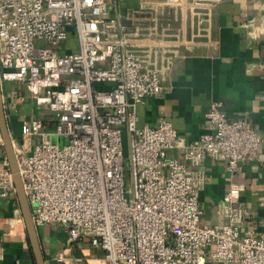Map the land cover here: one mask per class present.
<instances>
[{"label": "built area", "instance_id": "obj_1", "mask_svg": "<svg viewBox=\"0 0 264 264\" xmlns=\"http://www.w3.org/2000/svg\"><path fill=\"white\" fill-rule=\"evenodd\" d=\"M123 2L0 0V81L21 84L49 115L21 124L22 137L38 140L31 153L16 154L34 226L62 227L68 250L86 241L103 252V264H264V232H241L244 219L234 202L242 187L231 184L217 204L227 224L202 226L203 175L187 174L166 156L179 146L176 129L165 117L138 126L137 108L161 95L162 78L131 37L130 17L119 12ZM159 2L142 0L139 10ZM206 117L212 131L186 148L185 160L196 167L207 156L224 158L235 177L262 140L247 119L230 120L218 103ZM10 190L5 162L0 196Z\"/></svg>", "mask_w": 264, "mask_h": 264}, {"label": "crops", "instance_id": "obj_2", "mask_svg": "<svg viewBox=\"0 0 264 264\" xmlns=\"http://www.w3.org/2000/svg\"><path fill=\"white\" fill-rule=\"evenodd\" d=\"M141 1L124 0L119 12L130 17L131 37H136L139 51L150 54L161 73L163 90L138 106V126L153 127L165 117L176 129L179 146L166 156L181 163L187 174L203 175L198 192L202 226L228 223L217 212V204L231 184H238L242 190L234 205L241 207V232L253 227L259 236L264 232V0H158L156 8L146 11L139 10ZM153 28L155 36L150 34ZM2 94L14 151L31 153L38 138L21 140V124L48 117L40 116V108L21 84H3ZM212 103H218L230 120L247 119L262 140L255 158L244 160L232 178L224 158L207 156L196 167L185 160L186 148L199 145L201 137L212 131L206 117ZM5 162L0 135V167ZM37 232L46 264H103V252L86 241L68 250V234L62 227L46 225ZM62 252L66 257L59 262ZM0 264H35L15 188L0 196Z\"/></svg>", "mask_w": 264, "mask_h": 264}, {"label": "water", "instance_id": "obj_3", "mask_svg": "<svg viewBox=\"0 0 264 264\" xmlns=\"http://www.w3.org/2000/svg\"><path fill=\"white\" fill-rule=\"evenodd\" d=\"M0 135L2 139V145L6 152L9 168L12 173V181L14 184L17 201L24 220L27 239L29 242L30 249L34 256L35 264H46L42 253V249L40 247L38 232L32 220V214L24 191L23 181L19 174L16 153L14 151L12 137L10 134V127L6 119L1 81H0Z\"/></svg>", "mask_w": 264, "mask_h": 264}, {"label": "rangeland", "instance_id": "obj_4", "mask_svg": "<svg viewBox=\"0 0 264 264\" xmlns=\"http://www.w3.org/2000/svg\"><path fill=\"white\" fill-rule=\"evenodd\" d=\"M69 45H71L72 46V48H73V50L74 51H76L77 50V42H76V40L73 38V37H71V39L69 40V43H68V46ZM45 108L43 107V108H40V112L39 113H41L40 114V116L41 117H43L44 115H45V110H44ZM47 117L49 118V115H47ZM19 122V121H18ZM31 138H28V137H22L21 136V140H26V142L28 141V140H30ZM123 153H124V156H126L127 155V138H126V136H125V134H124V136H123Z\"/></svg>", "mask_w": 264, "mask_h": 264}]
</instances>
